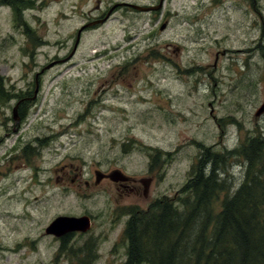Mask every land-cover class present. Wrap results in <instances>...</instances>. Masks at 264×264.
<instances>
[{
	"label": "rangeland",
	"instance_id": "rangeland-1",
	"mask_svg": "<svg viewBox=\"0 0 264 264\" xmlns=\"http://www.w3.org/2000/svg\"><path fill=\"white\" fill-rule=\"evenodd\" d=\"M3 1L0 80L10 97L0 100V264H69L66 253L74 255L89 239L94 264H123L119 253L127 245L109 250L100 237L122 236V216L132 207L119 206L114 216L106 184L96 190L65 185L62 177L79 167L96 181L95 168L156 175L149 199L135 211L177 192L178 205L205 153L227 156L218 170L232 175L231 190L240 185L246 157L228 153L249 136H264V113L255 115L264 103V54L253 50L262 37L264 44V0H165L151 13L119 9L82 32L73 55L78 30L88 21L122 1L149 6L160 0ZM218 49L229 53L214 68ZM125 63L129 68L120 73ZM23 97L29 99L21 105ZM21 108L30 125L6 128L5 115ZM82 214L93 216L92 235L79 236L75 248L55 258L58 243L41 234L59 215Z\"/></svg>",
	"mask_w": 264,
	"mask_h": 264
},
{
	"label": "trees",
	"instance_id": "trees-1",
	"mask_svg": "<svg viewBox=\"0 0 264 264\" xmlns=\"http://www.w3.org/2000/svg\"><path fill=\"white\" fill-rule=\"evenodd\" d=\"M228 154L246 157L240 185L231 190L232 175L218 170L227 156L205 153L178 205L164 198L131 219L128 264H264V136Z\"/></svg>",
	"mask_w": 264,
	"mask_h": 264
},
{
	"label": "flooded vegetation",
	"instance_id": "flooded-vegetation-1",
	"mask_svg": "<svg viewBox=\"0 0 264 264\" xmlns=\"http://www.w3.org/2000/svg\"><path fill=\"white\" fill-rule=\"evenodd\" d=\"M236 1L239 4L242 5L241 0H236ZM123 2L135 3V2H131V1H122V2H119L120 4L117 3V4H119V6L118 7L117 6L116 7H112L110 10H108V12H106V13H104V15H102L103 17L100 16L97 19L88 21V24L83 25L84 29H83L82 32H86V31H88L90 29L89 27L94 26L95 23H93V22L96 21V20L104 19L105 21L103 22V24L106 23L110 19V17L114 14V12L118 11L119 9H122L124 13L132 12L133 10H135L134 8L128 6L127 4H121ZM158 3H159V1H158ZM152 5H156V4L154 3V4H151L149 6H152ZM114 8H115V10H114ZM138 12H140V11H138ZM151 12H156V11L140 12V13H151ZM261 17H263V16H261ZM238 20L240 22H246L243 18L238 19ZM262 21H263V18H262ZM259 22H261V21H259ZM207 23H208V21H207ZM253 23H254V25H253ZM95 25H97V24H95ZM252 25H253V29L255 31L256 30V26H257V22L256 21H252ZM261 32H262V35H261V37H262L263 34H264V30L261 29ZM198 34H202V32H199ZM217 40L218 39H216V41ZM262 40H263V37L260 38L261 44L260 45L256 44L257 46L254 47V49H253L256 52H259L261 54H263V51H264V44H263ZM220 47H222V44L220 45ZM238 50L239 51H236V53H241V52H244V51H248V50H245V49H243V50L238 49ZM228 53H229L228 51H224V53H220V49H218L216 54H215V62L216 63L212 64V66L214 68H217L218 67V63H219L218 62L219 61V56L220 55H224L225 56V55H228ZM237 61H238V59H235V60L233 59L232 60V64H234L236 66V68H234L235 70L240 71L242 68L240 66V63H238ZM128 68H129V64L125 63L124 66L122 67V70H121L120 73L125 72L124 69L128 70ZM33 84L35 85V95H37V93L39 91V87H40V81H39V76L38 75L36 76V80H35V82ZM0 88H4L3 92L8 94L7 98H5V99H1L0 98V100L1 101H6L10 97L9 96L10 94H9L8 90H5V82L2 81V80H0ZM28 99H29L28 97H23L18 102L21 103V100H22L21 105H23V104H25L28 101ZM17 113L18 114H16V115L13 113L12 114L13 117H12L11 114H6L5 115L6 120L8 121V123L6 124V128L7 127L9 128L11 125H13L15 127L14 128L15 130L20 131L24 126H26V125L29 126L30 125L29 119L27 118V116L29 115L27 110H25L24 108H21L20 111L17 112ZM17 139H18L17 143L19 141H21L20 136H18ZM1 145H2V143H1ZM19 147H20L19 144H17V146H15V144H14L12 146V149L17 150ZM25 148H26L27 151L30 150V149L34 150L33 147H31V145H28ZM166 153L168 155L171 154V153H168V152H166ZM210 162H212V161H209L208 163H210ZM207 164L205 165V168L207 167ZM193 167H196V166H193ZM83 169H84L83 167L82 168L79 167V170H78V172L75 175H70L68 173V176L62 177L61 180H63V183H65V185H67V184H69V185L77 184L79 186H83V187L87 188V190H96L97 188H99L103 184H106L105 190H106L107 194L109 195V197L107 199L110 202V206H111L110 213L113 214L114 216H116L117 215L116 213L120 210L119 206L120 207H128V208L132 207V209H130L128 212L124 213V215L122 216V225L124 226L122 236H120L119 238H117L115 240H112V241H109L108 235H106V234H104L103 236L100 237V239L106 240L105 246H109L110 247L109 250H112V249L116 250L118 244L121 245L124 242L127 245V249L125 250L124 253H119V255L121 257L124 255L125 256V260H124L123 264H128V262L130 260V254H129V251H128L129 246H130V239H129L128 235H127V229H128V225H129L131 219L136 214H140L141 212L148 211L151 205H153L154 203H156L157 201H160L162 199V198H157V199L153 200V202H151L148 205V208H146L144 210L141 209V208H138L135 211V209L133 207V206L140 207L141 205L138 204L140 200H148L149 199V197H150L149 196L150 195L149 194V190H150L152 184L156 183V175H155V178L153 176L152 177H133V176L128 175L126 172H124L122 169H119V168H115L111 172L110 171H104V170H101L99 168H95V169H92L90 171H92V174L93 173L96 174V177H97V181H96L95 180V176H94V179L83 177L82 176ZM115 170H121L126 176L129 177V179L125 180V181L114 180L109 175ZM89 175H91V172H89ZM160 177H161V175H160ZM78 190H80V189H78ZM115 192H116V195H119L123 199L126 198V197H134L137 201L135 203L132 202V203H128V204H126L125 201L121 202L120 199L118 200V198L113 196V193H115ZM177 195H178V192L174 196V199H172L173 201L177 200V198H178ZM167 199H171V198H167ZM115 201H118V204H116ZM83 216H87V217L90 216L89 219H90V222H91V225H92L90 230H87V231H81V230L71 231L70 230V231H64V232L62 231V233L60 235H58V236L54 235V234H48V233H46V231L43 234H41V236H43V237H52L54 239V241H56L58 243L57 244L56 253H55V258H57V256L59 255L58 251L68 250V249L70 250L72 248H75V243L77 241V238H79V236L87 235V234H88V236L92 235L91 233H88V232L93 229V218H92L93 216H91V215L88 216V214H84ZM45 230H46V228H45ZM109 231H111V230H109ZM49 242H50V240H49ZM92 250L94 251L95 249H93L92 240L89 239V240H87L86 244H82L81 246L77 247L76 253L74 255H70V254L66 253L67 261H68L69 264H94L95 254L90 252ZM110 255H112V254H110ZM109 263H111V261H109Z\"/></svg>",
	"mask_w": 264,
	"mask_h": 264
},
{
	"label": "water",
	"instance_id": "water-1",
	"mask_svg": "<svg viewBox=\"0 0 264 264\" xmlns=\"http://www.w3.org/2000/svg\"><path fill=\"white\" fill-rule=\"evenodd\" d=\"M165 0H160L158 5H152V6H144L137 3H127L123 2L121 4H127L128 6L134 8L137 11L140 12H149V11H158L163 7V3ZM165 27V25H162V29ZM84 26L78 30L76 42L73 48V51L71 54L73 55L77 45L79 44L81 33ZM59 60L58 62H60ZM15 115L17 114L16 109L14 110ZM264 113V103L258 108L256 111V116H261ZM114 180H128L129 177L126 176L121 170H115L110 175ZM91 227V222L89 217L87 216H67V215H59L57 216L47 227H46V233L48 234H54V235H60L62 231H87Z\"/></svg>",
	"mask_w": 264,
	"mask_h": 264
},
{
	"label": "bare ground",
	"instance_id": "bare-ground-1",
	"mask_svg": "<svg viewBox=\"0 0 264 264\" xmlns=\"http://www.w3.org/2000/svg\"><path fill=\"white\" fill-rule=\"evenodd\" d=\"M205 156H206V155H205ZM208 157H209V156H208ZM204 159H205V158H204ZM201 160H202V159H201ZM205 161H206V160H205ZM203 164H204V163H203ZM203 164H202V165H203ZM219 174H220V173H219ZM218 176H219V175H218ZM220 177H221V176H220ZM211 200H212V199H211ZM76 261H77V260H76Z\"/></svg>",
	"mask_w": 264,
	"mask_h": 264
}]
</instances>
